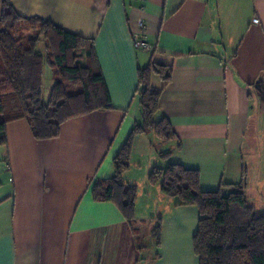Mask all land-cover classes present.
Returning a JSON list of instances; mask_svg holds the SVG:
<instances>
[{
	"label": "crops",
	"instance_id": "obj_1",
	"mask_svg": "<svg viewBox=\"0 0 264 264\" xmlns=\"http://www.w3.org/2000/svg\"><path fill=\"white\" fill-rule=\"evenodd\" d=\"M12 5L24 18L50 21L90 40L111 109L70 119L57 138L45 141L34 138L26 119L8 124L7 143L0 146L6 171L0 264H200L194 246L198 207L180 205L150 182L154 168L170 162L198 170L205 192L227 193L243 181L249 205L264 213V0ZM140 35L149 50L134 47ZM152 63L170 69L166 83L152 74L151 87L160 92L156 120L168 119L177 138L162 142L151 133L131 140L121 175V184L137 190L131 225L116 203L97 193L116 177V159L141 121L139 74ZM47 69L51 91L60 78L49 64L44 77L49 79ZM148 156L143 185L137 182L140 159ZM159 219L158 244L152 231Z\"/></svg>",
	"mask_w": 264,
	"mask_h": 264
},
{
	"label": "trees",
	"instance_id": "obj_2",
	"mask_svg": "<svg viewBox=\"0 0 264 264\" xmlns=\"http://www.w3.org/2000/svg\"><path fill=\"white\" fill-rule=\"evenodd\" d=\"M32 25L33 32L20 35V25ZM90 40L40 18H24L15 11L12 0H3L0 16V146L7 143L9 123L26 119L37 141L57 138L62 125L82 115L111 109L110 95L98 67ZM40 45H44L41 49ZM53 61V63H52ZM46 64L57 68V81L48 97L44 96ZM165 83L170 69L152 63L139 74L141 121L136 124L128 144L116 159V177L97 196L116 203L131 225L136 223L135 187L121 184L128 168L131 140L137 135L154 133L162 142L177 138L168 119L157 121L160 92L151 87V75ZM165 156V155H164ZM152 184H161L162 192L180 205L197 206L201 215L194 236L200 264H264V213H258L247 201L244 182L230 186L224 193L201 189L198 170L178 163L156 167ZM159 219L153 229L160 239ZM159 244V243H158Z\"/></svg>",
	"mask_w": 264,
	"mask_h": 264
},
{
	"label": "rangeland",
	"instance_id": "obj_3",
	"mask_svg": "<svg viewBox=\"0 0 264 264\" xmlns=\"http://www.w3.org/2000/svg\"><path fill=\"white\" fill-rule=\"evenodd\" d=\"M33 30L34 29H32V25H26V26H24V25H20V27H19V34L20 35H29V33H32L33 32ZM40 47H41V45H40ZM47 71H48V74H49V72H51V70H49V69H47ZM48 77V75L46 74V77H44V96L45 97H48V95H49V93H50V87H51V81H53L54 82V78H53V76H52V74L50 73L49 74V79L47 78ZM4 149H2V148H0V181L2 180V179H5L3 176L4 175H6V171H3V167L1 166V163H3L2 162V158H3V155H2V151H3ZM147 159L149 160L150 158H149V156L147 157ZM145 160L144 158H141L140 159V161L141 162H144L143 164H142V169H141V171H139V175H138V178H137V182L138 183H140V184H145L146 183V176H147V167L150 165V161H152V159H150L149 161L148 160ZM157 160H159V159H156L155 161H157ZM161 161V160H160ZM156 163V162H155ZM158 163V162H157ZM157 165V164H156ZM143 185H140V187H141V190H142V188H143ZM259 209H260V211H263L262 210V208H260L259 207ZM143 217H146V216H143ZM142 222V221H141ZM149 222V221H148ZM144 224V223H143ZM153 232V231H152ZM151 237V235H149V238ZM149 238H147V239H149ZM151 258H153V257H151Z\"/></svg>",
	"mask_w": 264,
	"mask_h": 264
},
{
	"label": "built area",
	"instance_id": "obj_4",
	"mask_svg": "<svg viewBox=\"0 0 264 264\" xmlns=\"http://www.w3.org/2000/svg\"><path fill=\"white\" fill-rule=\"evenodd\" d=\"M140 28L142 30H146L145 25L141 24ZM134 47L137 50H149L150 49V45L148 44V42L144 39L143 35L138 36L137 38L134 39Z\"/></svg>",
	"mask_w": 264,
	"mask_h": 264
}]
</instances>
